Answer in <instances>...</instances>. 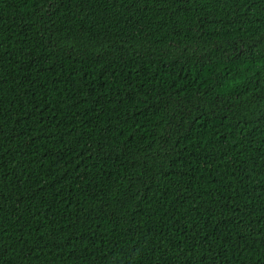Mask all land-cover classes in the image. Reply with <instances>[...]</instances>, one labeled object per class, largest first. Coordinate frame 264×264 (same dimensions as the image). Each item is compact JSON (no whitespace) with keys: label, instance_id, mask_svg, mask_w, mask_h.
Wrapping results in <instances>:
<instances>
[{"label":"trees","instance_id":"1","mask_svg":"<svg viewBox=\"0 0 264 264\" xmlns=\"http://www.w3.org/2000/svg\"><path fill=\"white\" fill-rule=\"evenodd\" d=\"M0 264H264V0H0Z\"/></svg>","mask_w":264,"mask_h":264}]
</instances>
